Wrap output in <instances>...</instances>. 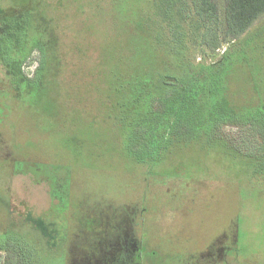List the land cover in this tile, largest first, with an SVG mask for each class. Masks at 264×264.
I'll use <instances>...</instances> for the list:
<instances>
[{"label":"rangeland","instance_id":"1","mask_svg":"<svg viewBox=\"0 0 264 264\" xmlns=\"http://www.w3.org/2000/svg\"><path fill=\"white\" fill-rule=\"evenodd\" d=\"M81 1L61 38L66 69L50 63L40 91L23 92L0 61V242H26L41 264H264V16L217 50L193 19L178 27L188 71L219 66L197 86L241 109L214 134L261 167L210 147L209 131L187 123L158 163L163 108L138 100L157 71L181 65L164 50L162 0ZM34 2L0 7L13 15ZM41 61L38 48L23 61L31 80ZM39 217L49 234L31 221ZM8 253L0 248V264Z\"/></svg>","mask_w":264,"mask_h":264},{"label":"trees","instance_id":"2","mask_svg":"<svg viewBox=\"0 0 264 264\" xmlns=\"http://www.w3.org/2000/svg\"><path fill=\"white\" fill-rule=\"evenodd\" d=\"M162 6L165 18L171 23L170 37L164 50L168 56L176 59L172 64L177 66L181 64L180 70L167 66L164 70L157 71L152 79V85L148 90L145 89L142 95L140 93L138 100L143 105L147 99L155 97L163 108L161 112L166 128L162 130L161 135L165 130L166 135L164 133L165 139L155 146L159 150L158 163L171 148L175 126L187 123L192 132L195 129L209 131L208 135L206 132L204 135L210 147L218 145L226 154L234 156L238 152L242 155L240 157L248 160L255 169L260 168L261 164L253 152L244 154L234 147L230 149L222 138L214 134V128L220 121L232 115L241 116L239 114L241 109L234 103H226L224 107L219 99L212 95L211 89L207 91L197 86L206 72L215 68L218 71L219 66H206L200 63L199 68L193 72L188 71L190 68L185 64L187 46L178 27L179 22L187 23L188 18L193 19L203 38L202 44L208 49L217 50L223 43L240 39L264 16V0H162ZM101 7L103 6H98L99 12L103 13ZM85 9L86 4L81 0H35L31 8H19L13 15L3 16L5 11L2 6L0 7V61L23 92L40 91L43 88L44 79L51 68L49 65L53 61L55 63L57 60L60 67L66 69L65 62H62L60 46L61 38L70 35L65 23L69 13H83ZM176 16L180 18L177 19L178 22L175 21ZM36 47L42 53V61L36 76L31 80L24 74L22 63L33 50L37 49ZM67 87L65 86V89ZM71 89L73 88L66 89L68 95L72 94ZM257 113L264 115L262 110ZM143 115L144 112H141L140 117L143 118ZM143 127H146L144 122ZM138 143L139 139L135 138L134 146ZM145 143L149 148L147 154L154 157V144ZM134 156L137 157L135 158L137 161L141 159L140 156L135 154ZM154 161L152 160L153 163ZM31 221L49 234L44 218H31ZM51 237L54 238L53 235ZM0 248L9 252L5 264H41L39 255L33 254L26 242L17 244L15 238H10V235L0 242Z\"/></svg>","mask_w":264,"mask_h":264}]
</instances>
